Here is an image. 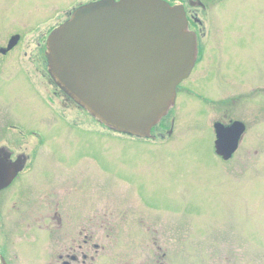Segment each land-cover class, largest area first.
Wrapping results in <instances>:
<instances>
[{
	"label": "rangeland",
	"instance_id": "1",
	"mask_svg": "<svg viewBox=\"0 0 264 264\" xmlns=\"http://www.w3.org/2000/svg\"><path fill=\"white\" fill-rule=\"evenodd\" d=\"M72 2L77 7L86 0H0V35L22 33L26 39L36 38L46 27L37 25L46 18L42 13ZM244 3L231 0L208 11V21L215 19V28L224 41L217 61L235 88L246 86L248 81H264V0L254 2L248 17L250 4ZM216 38L209 40L210 51L205 57L213 67ZM203 64L196 65L179 85L174 108L156 128L154 135L162 134L163 139L142 141L107 128L102 135L64 129L60 120L51 116L56 112L71 113L70 119L78 120L76 111H65L58 102L49 110L45 98L50 96L51 88L41 75L27 68L26 61L25 73H9L22 65L12 57L0 76V115L7 110V118L24 123L47 113L48 127L57 121L56 128L45 133L46 145L35 160L37 165L22 175L21 186L32 194L39 186L46 190L52 184L77 183L85 177L91 209L95 203L107 212H116L132 201L139 211L170 221L166 226L172 231L183 226L187 264H264V109L260 102V108L250 106L246 112L228 114V121L235 117L245 120L240 118L245 114L244 122L251 132L243 138L242 147L231 161L218 158L213 148L212 124L223 115L210 105L205 110L200 108L196 98L199 85L206 94H214L217 86L214 76L199 83L210 71L207 65L202 72ZM250 98L251 102L264 100V92ZM99 130L91 122L90 131ZM8 139L1 138L0 145ZM31 146L26 143L27 148ZM70 163L71 167H67ZM99 195H103L104 202L98 200ZM35 231L31 229L28 238L39 235ZM174 240H181V235L171 234ZM229 244L240 249L235 250L237 255L227 249ZM34 245L26 246L29 249ZM19 256L21 264H37L33 261L34 249L22 250Z\"/></svg>",
	"mask_w": 264,
	"mask_h": 264
},
{
	"label": "flooded vegetation",
	"instance_id": "2",
	"mask_svg": "<svg viewBox=\"0 0 264 264\" xmlns=\"http://www.w3.org/2000/svg\"><path fill=\"white\" fill-rule=\"evenodd\" d=\"M46 1L48 0H44V2ZM99 1L102 0H86L85 3L77 7H74V2H72L64 7L54 9L53 12L52 10L44 11L42 15L46 18L37 25L45 26L46 24V27L41 32L42 34L37 35L36 38L26 39L22 33L0 35V76L7 68L5 63L12 57L22 65H18V68L14 67L9 73H19V70L25 73L26 67L23 63L26 61L29 64L27 68L31 72L41 75L46 86L51 88L50 96L45 98L46 107L50 110L52 106L60 104L63 110H75L78 115V120H74L70 119L71 113L56 112L54 116H51L52 118L57 117L64 129L102 135V131L105 133L106 128L64 96L63 92L55 85L49 76L46 59V42L50 33L67 22L75 9ZM163 1L171 6H180L184 10L188 29L195 34L197 40L195 66L204 63L206 53L210 51L207 49V44L212 36L217 37L215 40L216 49L213 51L214 57H212L215 66L213 67L205 60L200 70L204 72L207 65H210V71L204 74L199 81L200 83L207 77L214 76L217 82L215 93L206 94L199 85L196 98L201 103L200 108L204 109L210 105L213 110L223 115L212 124L214 149L219 139V127L216 126L230 129L234 134L242 129L237 150L229 160L231 161L242 147L243 138L251 131L244 122L247 118L245 114L240 116L245 120L235 117L229 121L226 119L228 114L230 112H246L252 108L250 106L260 108V102L264 109L262 102L264 100L258 98L251 102L250 98L255 93L264 92V81L259 84H251L248 81L246 86L235 88L231 82L232 79L224 76L221 63L217 61V55L223 48L224 41L221 40L220 34L215 28L213 10L223 2L231 0ZM241 1H244V4H250L246 10L248 17L252 5L257 0H238V2ZM212 7H215L211 13L213 20L209 22L208 11ZM2 10L5 11L3 6ZM4 15L5 12L2 15L3 18ZM10 68L9 66L8 70ZM248 90L251 91L246 93ZM20 106L22 105L20 104ZM6 111L0 115V139L9 138L5 144L0 145V153L5 156L0 157V179L10 176L12 174L11 166L18 161H23V168L15 174L12 182L6 188L0 189V264H21L23 260L19 254L22 253V250L26 252L29 249L36 250V257L33 261H37V264H187L185 262L186 243L183 226L178 225L182 228L178 227L179 230L173 229L174 231H172L170 227L166 226L171 223L170 221L154 217L142 209L139 211V207L137 208L132 201L124 203V206L116 212H107L103 208L96 207L95 203L92 204L94 209H91V196L85 177L78 180L77 183L68 182L62 186L52 184V187L46 190L39 186L34 193H27L26 188L20 184L21 177L32 171L37 165L35 160L39 158L41 148L46 145L45 133L56 128L57 121L53 126L48 127L49 118L46 113L36 115L38 119L34 118L31 122L23 123L7 118L8 112ZM250 111L254 112L253 109ZM262 116L261 113L260 117ZM91 122L99 127L98 132L90 131ZM38 125L39 129L36 128ZM156 128L147 141L163 139L162 134L154 135ZM27 142L33 146L27 148ZM28 149H30L29 153ZM50 154L53 156L52 152ZM66 165L71 167V163ZM49 167L61 169L55 165ZM101 198L103 199V195H99L98 200L104 202ZM31 229H36L35 232L39 234L33 236L32 239L28 238L27 234ZM171 234H178L179 237L181 235V240L171 241ZM28 243L36 245L28 249L26 246ZM227 249L237 255L235 250L239 248L229 244ZM176 255L179 257L176 258ZM244 255H248V252H244Z\"/></svg>",
	"mask_w": 264,
	"mask_h": 264
},
{
	"label": "water",
	"instance_id": "3",
	"mask_svg": "<svg viewBox=\"0 0 264 264\" xmlns=\"http://www.w3.org/2000/svg\"><path fill=\"white\" fill-rule=\"evenodd\" d=\"M46 58L55 85L93 119L114 132L150 138L194 68L196 38L179 7L160 0H104L79 7L53 31ZM216 127V154L228 160L242 129L234 134ZM22 163L11 166L0 189Z\"/></svg>",
	"mask_w": 264,
	"mask_h": 264
}]
</instances>
